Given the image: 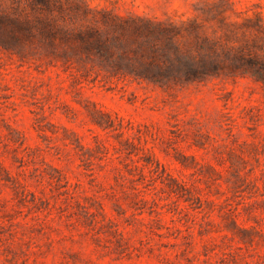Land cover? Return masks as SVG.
I'll return each mask as SVG.
<instances>
[{
    "label": "rangeland",
    "instance_id": "rangeland-1",
    "mask_svg": "<svg viewBox=\"0 0 264 264\" xmlns=\"http://www.w3.org/2000/svg\"><path fill=\"white\" fill-rule=\"evenodd\" d=\"M44 2L0 0V264H264V0Z\"/></svg>",
    "mask_w": 264,
    "mask_h": 264
},
{
    "label": "trees",
    "instance_id": "trees-1",
    "mask_svg": "<svg viewBox=\"0 0 264 264\" xmlns=\"http://www.w3.org/2000/svg\"><path fill=\"white\" fill-rule=\"evenodd\" d=\"M37 1H39V3L41 5H45L44 0H37ZM121 24L122 23L118 24V26L121 27L122 26ZM147 26L143 30L138 28V27L133 28L132 29V36L130 37V40H135L141 36L151 34V32L153 30L158 31L159 33L163 32L166 34H171V33L176 32V29L173 27L166 29V30H163L160 27H154L152 25H150L149 27H147ZM25 31H26V28L23 25L14 23V22L9 21V20L4 21V20L0 19V44L6 45L8 43H15L16 41H20L21 39L27 38V35L24 33ZM95 37H96V35L93 34L91 36V39L94 41ZM76 38L78 40H81L82 43L84 44V45H82V48H79V49H85L84 48L86 45L85 39L81 35L76 36ZM89 43L92 44V42H89ZM95 45H96V48H94V49H96V51L99 55H101V56L109 55V51L107 50V47L103 43H101V42L93 43V46H95ZM183 61H186V60H183ZM118 69H121V68H118ZM171 69H173L175 72L181 71V73L184 75V77H188V79L210 75V74L214 73L213 71H216L215 70L216 68L213 65H210V66L205 65V64L194 65V64H190L189 62H180L179 60L177 61L176 66L171 68ZM138 71L139 72H137L136 76H138L140 78L144 79L146 77H152L151 72H149L150 71L149 64H147V63H145V65L141 69H139ZM256 75H257V77H259L258 75H260V74L257 72Z\"/></svg>",
    "mask_w": 264,
    "mask_h": 264
}]
</instances>
